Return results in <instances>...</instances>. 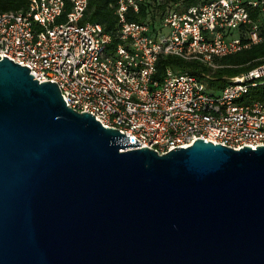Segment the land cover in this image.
<instances>
[{"label": "water", "instance_id": "95a60500", "mask_svg": "<svg viewBox=\"0 0 264 264\" xmlns=\"http://www.w3.org/2000/svg\"><path fill=\"white\" fill-rule=\"evenodd\" d=\"M0 55V264H264V145L160 153Z\"/></svg>", "mask_w": 264, "mask_h": 264}, {"label": "built area", "instance_id": "2783aa9c", "mask_svg": "<svg viewBox=\"0 0 264 264\" xmlns=\"http://www.w3.org/2000/svg\"><path fill=\"white\" fill-rule=\"evenodd\" d=\"M90 1L30 0L28 10L0 12V55L30 66L40 81H56L70 107L138 138L135 148L166 153L198 138L264 145V100L254 92L264 85V63L219 91L173 66L157 77L162 55L217 68L218 56L260 42L264 0H118L115 32L82 21ZM143 4L165 5L162 20H130Z\"/></svg>", "mask_w": 264, "mask_h": 264}, {"label": "trees", "instance_id": "16d2710c", "mask_svg": "<svg viewBox=\"0 0 264 264\" xmlns=\"http://www.w3.org/2000/svg\"><path fill=\"white\" fill-rule=\"evenodd\" d=\"M188 3H194L196 0H187ZM30 0H0V12L10 10H28ZM165 5L143 4L139 12L130 10L128 17L130 20L151 21L157 24L162 20V10ZM71 9L69 5L65 14L59 19L66 20L67 12ZM85 21H95L103 23L110 32H115L118 28V0H91L88 9H86ZM261 34L263 39L252 45L232 54L218 56L219 66L212 68L200 61H188L176 55H162L158 63L157 77L163 79L166 76L167 68L170 66L188 71L197 75L199 78L208 82L211 88H224L233 76L241 75L248 70L264 63V20L261 23ZM210 74L211 77H206ZM258 99L264 100V85L254 90Z\"/></svg>", "mask_w": 264, "mask_h": 264}, {"label": "rangeland", "instance_id": "374dc122", "mask_svg": "<svg viewBox=\"0 0 264 264\" xmlns=\"http://www.w3.org/2000/svg\"><path fill=\"white\" fill-rule=\"evenodd\" d=\"M218 89V88H217ZM218 91H219V89H218Z\"/></svg>", "mask_w": 264, "mask_h": 264}]
</instances>
